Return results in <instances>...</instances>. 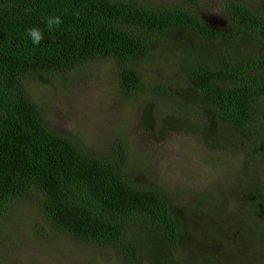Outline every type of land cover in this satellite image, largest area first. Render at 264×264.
<instances>
[{"label":"trees","instance_id":"obj_1","mask_svg":"<svg viewBox=\"0 0 264 264\" xmlns=\"http://www.w3.org/2000/svg\"><path fill=\"white\" fill-rule=\"evenodd\" d=\"M181 1L159 5L147 0H0V232L8 227L14 206L33 198L59 233L133 262L146 256L151 264H192L190 256L177 255L183 221L192 208L174 203L163 188L138 179L125 137L116 136L106 150L96 151L75 135L60 133L27 86L28 77L38 74L72 85L77 69L111 59L123 97L136 101L150 95L154 101L174 104L184 119L201 122L200 113L195 119L190 115L196 107L215 120L216 131L225 133L228 143L260 148L264 53L256 44L247 47V39L264 44V13L247 3L224 0L231 28L216 31L194 8L204 0ZM49 16L63 20L52 32L45 26ZM32 27L44 33L39 45L26 36ZM177 50L179 85H149L138 64L148 56ZM222 147L220 143L219 150ZM261 159L254 163L255 177L239 192V204L219 184L207 195L215 197L221 220L228 221L234 213L247 215L252 224V238L244 235L233 247L239 261L245 246L255 247L254 257L264 255ZM205 199L198 209L206 206Z\"/></svg>","mask_w":264,"mask_h":264},{"label":"rangeland","instance_id":"obj_2","mask_svg":"<svg viewBox=\"0 0 264 264\" xmlns=\"http://www.w3.org/2000/svg\"><path fill=\"white\" fill-rule=\"evenodd\" d=\"M147 1L159 5L182 4L181 0ZM223 1L204 0L194 8L210 28L229 32L231 20L223 11ZM236 1L264 13V0ZM247 42V47L256 44L258 51L264 53V44L250 38ZM159 54L145 58L138 69L149 85L158 81L179 85L180 51ZM31 76L27 80L29 91L60 133L75 135L82 145L96 151L106 150L116 136L125 137L138 179L163 188L174 203L192 208L183 221L184 236L177 250L181 259L190 256L192 264L239 261L234 258L233 247L239 245L240 237H251L248 228L252 224L245 219L247 215L239 217L234 213L228 215V221L221 220L215 212V197L207 195L211 187L214 189L219 184L221 191L232 193L229 197L239 204V192L247 180L255 177L253 166L261 156L260 165L264 166V143L258 148L260 151L228 143V136L216 131L215 120L207 119L208 113L196 107L189 112L194 119L200 113L204 117L201 122L186 117L185 120L174 104L154 101L150 95L136 101L123 97L118 88L117 66L111 59L77 69L72 85L54 77L46 80L45 75ZM208 129L213 132L211 141H208ZM204 197L206 206L198 209ZM7 226L0 232V264H151L146 256L133 262L59 233L33 198L14 206L8 214ZM243 248L238 264H264V255L253 256L255 247Z\"/></svg>","mask_w":264,"mask_h":264},{"label":"clouds","instance_id":"obj_3","mask_svg":"<svg viewBox=\"0 0 264 264\" xmlns=\"http://www.w3.org/2000/svg\"><path fill=\"white\" fill-rule=\"evenodd\" d=\"M63 20L60 16H49L46 18L45 26L49 32L55 31L62 25ZM26 36L33 45H39L44 38L43 31L38 27H32L26 31Z\"/></svg>","mask_w":264,"mask_h":264}]
</instances>
